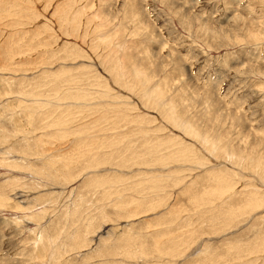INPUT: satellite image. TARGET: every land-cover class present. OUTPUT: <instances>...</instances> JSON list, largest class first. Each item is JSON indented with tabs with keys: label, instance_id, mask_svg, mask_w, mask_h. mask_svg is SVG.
Masks as SVG:
<instances>
[{
	"label": "rangeland",
	"instance_id": "1",
	"mask_svg": "<svg viewBox=\"0 0 264 264\" xmlns=\"http://www.w3.org/2000/svg\"><path fill=\"white\" fill-rule=\"evenodd\" d=\"M0 264H264V0H0Z\"/></svg>",
	"mask_w": 264,
	"mask_h": 264
}]
</instances>
